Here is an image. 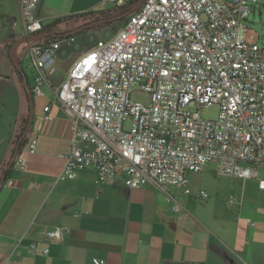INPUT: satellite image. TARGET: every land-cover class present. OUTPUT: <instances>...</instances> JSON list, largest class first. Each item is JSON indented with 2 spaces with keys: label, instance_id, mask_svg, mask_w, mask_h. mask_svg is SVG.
<instances>
[{
  "label": "built area",
  "instance_id": "1",
  "mask_svg": "<svg viewBox=\"0 0 264 264\" xmlns=\"http://www.w3.org/2000/svg\"><path fill=\"white\" fill-rule=\"evenodd\" d=\"M43 0H21L35 96L51 85L47 72L55 51L73 35L46 30ZM137 0H104L126 9ZM264 0H144L112 41H99L77 61L57 92L73 122L71 151L59 181L96 169L98 181L122 179L137 189L175 186L189 195V175L212 163L222 176L259 179L264 165V42L250 41L247 25ZM145 92L147 103L132 95ZM216 105L218 117L202 109ZM46 119L50 106L45 107ZM129 124V127L126 125ZM37 135L26 150L36 151ZM24 170L20 155L15 161ZM8 183L13 185L14 181ZM264 190V179H259ZM199 196L208 198L205 191ZM171 199V197H170ZM177 211L181 206H176ZM254 225V221L248 220ZM68 226H56L47 239L65 241ZM36 256L50 253L33 241ZM93 264H105L93 259Z\"/></svg>",
  "mask_w": 264,
  "mask_h": 264
},
{
  "label": "crops",
  "instance_id": "2",
  "mask_svg": "<svg viewBox=\"0 0 264 264\" xmlns=\"http://www.w3.org/2000/svg\"><path fill=\"white\" fill-rule=\"evenodd\" d=\"M107 5L104 0H43L40 12L48 27L60 19L113 8ZM17 8L20 17L13 16L15 25L21 21L24 33L21 0ZM252 14L253 20L263 22L264 31V2ZM89 19L52 29L67 34ZM23 33L14 29L0 40V182L30 112L24 81L13 64L15 60L23 65L24 55L29 57L28 44L17 40L11 50L5 45L15 35L21 34L22 39ZM261 39L259 35L256 41ZM59 49L55 57L63 60ZM84 54L66 63L56 84V70L50 69L51 85L44 88V96L34 97V120L20 154L24 170L14 163L0 189V264H93L94 258L105 264H264V190L259 187L263 164L258 166L259 179L226 176L234 183L236 203L226 215L212 207L194 206L193 192L186 195L179 187L163 190L150 183L130 189L117 178L99 182L92 167L78 171L75 179L58 180L71 151L73 122L57 101V92ZM47 106L53 120L46 119ZM32 135L38 137L34 153L26 150ZM190 175V184L196 188L199 175ZM175 189L185 196L178 197ZM56 226L70 227L65 241L47 239V232ZM33 241L48 244L50 253L34 255L29 249Z\"/></svg>",
  "mask_w": 264,
  "mask_h": 264
},
{
  "label": "rangeland",
  "instance_id": "3",
  "mask_svg": "<svg viewBox=\"0 0 264 264\" xmlns=\"http://www.w3.org/2000/svg\"><path fill=\"white\" fill-rule=\"evenodd\" d=\"M113 6L111 3H108L107 8ZM122 12V11H120ZM119 12V13H120ZM20 17L19 11L17 8V0H0V40L6 36L7 32H12L14 29H17L23 33L22 22L15 25L14 17ZM117 16V15H116ZM128 16H123L119 18H126ZM118 19V18H117ZM117 19H112L114 22ZM49 21H44L47 24ZM103 23V22H101ZM124 21H118L112 23L110 26H106L99 30H90L87 32L76 34L73 40L66 41L60 46L59 52L63 53V60L56 59L55 64L51 69L56 70L54 74V83L61 81L63 76V71L66 66V63L69 60L73 59L77 54L86 53L91 50L99 41H112L115 39L116 35L119 33L122 28ZM263 22L253 20V14L250 15L247 25L251 28L248 33V39L250 41H256L258 36L261 35L260 42H264V31L262 27ZM21 34L15 35L11 38L10 42L5 43L8 50H11V46L17 41L21 40ZM16 37V38H15ZM31 61L27 54L23 57V67L26 70V73L29 79L32 81L33 74L31 71ZM50 71V70H49ZM49 71L47 73H49ZM133 100L141 101L147 103L149 101V96L145 92L137 91L132 95ZM219 107L212 105L202 109L201 115L207 120H214L218 117ZM24 125V123H23ZM129 127V124L126 125ZM21 130L19 131V133ZM198 179L195 182V187L190 184L191 191L193 192L192 198L194 199V206L199 208H211L217 210L215 213L226 215L225 212L228 207L232 208L236 205L234 199V193L232 189L234 183L232 180L226 176L219 174L217 170V164H209L202 173L198 174ZM191 178V175H189ZM191 183V182H190ZM205 191L208 195V198L203 199L199 196L200 191ZM175 193L178 197H184L185 195L175 189Z\"/></svg>",
  "mask_w": 264,
  "mask_h": 264
},
{
  "label": "water",
  "instance_id": "4",
  "mask_svg": "<svg viewBox=\"0 0 264 264\" xmlns=\"http://www.w3.org/2000/svg\"><path fill=\"white\" fill-rule=\"evenodd\" d=\"M144 2V0H140V1H137L133 8L131 9L130 12H128L127 14H125V16H129L131 15L142 3ZM110 22L113 21L112 19L109 20ZM102 22H105V21H102ZM95 25V22L93 23H87L79 28H77L76 30L74 31H71L68 33V35H76V34H79L81 32H84L90 28H92L93 26ZM97 25V24H96ZM43 37V34L42 33H39V34H36L32 37H23L21 39V41L23 42H28L29 40L31 39H37V38H41ZM13 64L15 65V67L17 68V71H19L21 73V75L23 76V79H24V85H25V89L28 93V96H29V105H30V112H29V117H28V121H27V124H26V128H25V131L23 132V134L19 137V139L17 140V143H16V146H15V150H14V153H13V156H12V159L10 161V163L8 164L7 166V169L8 170L11 166L14 165L17 157L21 154V144L26 140V138L29 136L30 134V131H31V127H32V124H33V120H34V113H35V104H34V97H35V94L33 92V90L31 89L30 87V84H29V77L26 73V70L25 68L23 67L22 63L19 62V61H13ZM5 172L2 174V177H1V182H0V189L5 185L6 183V179H5Z\"/></svg>",
  "mask_w": 264,
  "mask_h": 264
},
{
  "label": "trees",
  "instance_id": "5",
  "mask_svg": "<svg viewBox=\"0 0 264 264\" xmlns=\"http://www.w3.org/2000/svg\"><path fill=\"white\" fill-rule=\"evenodd\" d=\"M135 3L131 4L129 7H127L126 9H123V10H120V9H117V8H112V9H108V10L97 11V12H94V13H91V14H87V15H80V16H76V17H72V18L60 19V20L55 21L52 25L46 27V30L58 27L61 24L66 23V22H72L74 20H77V21L86 20L87 18L94 19L96 21H95V25L92 28H90V29H88V30H86L84 32H87V31H90V30H99V29H102V28H104L106 26H110L114 22L125 21L129 16L126 17V18H119V17H123V16H125V14L130 12ZM139 8H140V6L134 12L139 10ZM120 11H122V12H120ZM111 19H117V20H115L114 22H110L109 20H111ZM102 21H105V22L101 23ZM74 36L75 35H73V37ZM17 73L19 74L21 81H24L23 76L21 75V73L19 71H17ZM29 84H30V87H31L30 80H29ZM27 121H28V116L24 119V122H23L24 125L22 126L21 132L16 137L15 143L19 139V137L23 134V132L25 131ZM26 141H27V139L21 144V152H22V149L24 148V146L26 144ZM12 168H13V166H11L9 168V170L6 171V174H5L6 181L10 178Z\"/></svg>",
  "mask_w": 264,
  "mask_h": 264
},
{
  "label": "flooded vegetation",
  "instance_id": "6",
  "mask_svg": "<svg viewBox=\"0 0 264 264\" xmlns=\"http://www.w3.org/2000/svg\"><path fill=\"white\" fill-rule=\"evenodd\" d=\"M95 21H96V20H94V19H89L87 23H93V22H95Z\"/></svg>",
  "mask_w": 264,
  "mask_h": 264
}]
</instances>
